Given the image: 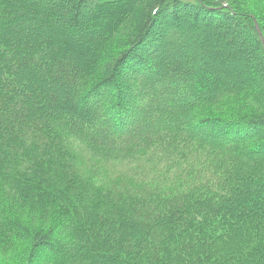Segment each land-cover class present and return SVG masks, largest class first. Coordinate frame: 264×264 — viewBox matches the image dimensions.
Here are the masks:
<instances>
[{
  "label": "trees",
  "instance_id": "obj_1",
  "mask_svg": "<svg viewBox=\"0 0 264 264\" xmlns=\"http://www.w3.org/2000/svg\"><path fill=\"white\" fill-rule=\"evenodd\" d=\"M64 1L0 0V264H264V21L238 0ZM181 16L247 36L245 79ZM83 24L97 42L72 40ZM152 66L129 127L131 75Z\"/></svg>",
  "mask_w": 264,
  "mask_h": 264
},
{
  "label": "rangeland",
  "instance_id": "obj_2",
  "mask_svg": "<svg viewBox=\"0 0 264 264\" xmlns=\"http://www.w3.org/2000/svg\"><path fill=\"white\" fill-rule=\"evenodd\" d=\"M90 1L92 3H94L95 1H100V0H94V1L93 0H90ZM142 1L143 0H134V4H135L134 7L136 8ZM238 1L243 2L244 3L243 6L246 7V10L251 11L253 14H255L259 18H261L262 21H264V0H238ZM52 2H54V4L55 3L56 4H64V3H66V1H64V0H52ZM92 3H91V6H92ZM111 6L112 5H109V7H102L101 8L102 10L100 9V11H106ZM87 7H89V9H92V7L89 6V3L87 4ZM24 14H26V12ZM85 15H87V14H85ZM59 17H60V20L58 22H53V23L51 22L50 23V29H53V28H61V29L63 28L64 29L65 26H63L64 25L63 15L61 14ZM88 17L90 18V21H91L92 18L90 16H88ZM181 18H182L181 21L189 23L186 26H191L193 29H196L198 32H200V37L204 34L209 39L210 38L213 39L214 42H217V43L219 42L218 43V47L221 49L220 50V54L221 55H219V57L217 56V59L216 60H218V61L216 63H220V65H223V67L224 66L225 67H229V68L234 69L235 71H237L236 72L237 74L236 75L234 74L233 80L240 81L241 79H245L244 78V76H245V74H244L245 68L244 67H246L247 62L244 61L243 55H238L237 54L238 52L237 51H234V46L235 47L237 45H240L242 47L244 46L248 50V47L250 46V43H249L250 39L247 36H245V37L243 35L241 36V34L238 31H235V33L237 34V36L240 35L242 38H244V40H241V42H235L232 45L225 44L226 40H225L224 36H222V34H218L216 32L215 33L213 32L215 30L214 27L218 26L219 24H216V23L209 24L208 22L191 20L192 19L191 17H188V18L185 17L184 18V16H181ZM105 19H106L105 17H104V19H101V22H103ZM162 22H165V24H167V23L170 24L171 23L170 15H168V13L166 14V17L164 18V20ZM162 22H160L158 25H155L154 31L152 33V35L154 34L153 36L159 37V35H160L159 33H161V30H162V28L161 27L159 28V26H160V24ZM198 22H200V23H198ZM96 23L99 24L100 22H97L96 21ZM205 23H208L209 24V25H206V26H208L206 28L207 30H205V27H204V24ZM34 26L36 27L37 26V23H31V25L29 27H31V29H32V28H34ZM186 26L183 25L182 27H176V28L178 29V28H183V27H186ZM45 28L48 29V26L45 27ZM100 30H101V33H102L103 32V28H101ZM26 33H28V32H26ZM101 33L94 32V31L92 33L90 30L87 29V26L83 24L82 28L78 29L77 35L75 37H73L72 40H74L75 43H82L83 42V43H85V44L88 45L89 43H87L85 40L82 39V37H81L82 35H86L85 37H89V38H91V39H93L94 41L97 42L98 36ZM201 39L202 40H205L206 38H204L202 36ZM202 42L203 43L201 45H203V47H207L208 46V43H206L205 41H202ZM161 45L162 44H160L159 42H156V45L152 46V48L150 47L151 49H148L146 51V56L150 60L152 59L153 61H155L154 55H157L158 54V52H156V51H158L160 49H163V47ZM228 50L235 52L234 53V56L236 57L235 60H232V58H234L233 56H229L231 54H229ZM211 55H213V54H211ZM211 55H210V53H207L206 56H210L211 57ZM253 56L255 57V55H253ZM204 58L206 59V57H204ZM204 58H203V60H204ZM188 59L189 58H186V56L185 57H180L179 58V60H180L179 62H182L186 66H188V67L190 66V67L193 68L192 69L193 70V73H194L193 75H196L197 77H195V78H191L190 77L189 80H190L191 83H198L197 82L198 78L200 79V77H202L200 75V73H202V74L205 73V75H207L206 74V70H202L201 69L202 67L201 66H198L196 64V63H198V61L196 63H192L190 60L188 61ZM152 67H153V70H150V71H139L138 74L136 73V75H131L132 81H131V84H129V85L133 89V91L132 92L131 91H127L126 97H128L129 99H135L133 101L134 102V105L131 106V109H133L132 112H133V114L135 116L133 115L132 120H130L129 123L127 122V124H128L129 127L131 125H134L135 124V122L138 120L137 117L139 115V112L136 110V108L139 107V103L136 102V99H138V97H136V96H138V94L140 93L141 87L138 84H136L135 81L137 79L141 78V77H143L141 79H143V80L145 79L147 81V80L151 79L152 77H154L156 75L160 76V71H158L157 67H156V70H154V66H152ZM209 73H210V75H212V78L205 80L206 83H207V85L205 86L206 88L207 87H209V88L214 87L216 82L213 81V79L216 80L215 77H218V72H217V69H215V68L214 69H211ZM249 78H250V80L252 79V81L255 80V79H253L254 77H249ZM226 79H229V78H226ZM136 82H138V81H136ZM122 84L124 86H126V87L129 86L128 83L126 84V81H125V83L122 82ZM256 85H257V87H259L258 84H256ZM211 89L213 90L215 88H211ZM174 91H175L174 95H175V98L177 100L176 102H178V101L188 100L189 98L192 97V93L194 91H196V90H195V87H193V88H190L189 90L184 91L183 88L180 87V88H178V89H176ZM184 92H186L187 94L184 95ZM195 93H193V94H195ZM164 94H163V96H164V98H166V95H164ZM198 94H199L198 97L195 96V100L198 103L199 102L201 103V101L204 100V99H201V98H205V97L208 98L211 95V94H209V91H204V93H198ZM220 94H222V93H220ZM223 96L224 95L222 94V97ZM179 97H181L183 99L182 100H178ZM219 98H221V97H219ZM219 98L218 99L216 98V99L219 100ZM231 100H235V98H229V99L225 100V102H224V104H225L224 105V110L226 112V110L232 111L233 109L236 108V110L234 112H232V114L234 116L235 115H238V114H248L250 110H253L254 109L251 98H250V100L249 99H245L243 101H236L235 100L236 102L230 103L229 101H231ZM220 101H222V100H219V102ZM241 104H244L245 107L242 106ZM235 112H237V113H235ZM211 129H213V130L215 129L217 131L219 129V127L218 128L211 127ZM262 136L264 137V134ZM187 137H189V136H187ZM5 261L7 262L8 260H3V262H5ZM48 262L49 261H45V257L42 254L41 257L39 258V260H37V263L36 264H47Z\"/></svg>",
  "mask_w": 264,
  "mask_h": 264
}]
</instances>
